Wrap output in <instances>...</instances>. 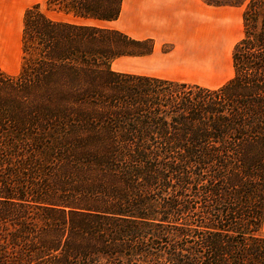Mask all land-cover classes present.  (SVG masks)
<instances>
[{
    "label": "trees",
    "instance_id": "trees-1",
    "mask_svg": "<svg viewBox=\"0 0 264 264\" xmlns=\"http://www.w3.org/2000/svg\"><path fill=\"white\" fill-rule=\"evenodd\" d=\"M121 1L23 12L19 69L0 68V264H264V0H202L242 8L216 87L112 69L153 50L100 24Z\"/></svg>",
    "mask_w": 264,
    "mask_h": 264
},
{
    "label": "crops",
    "instance_id": "crops-1",
    "mask_svg": "<svg viewBox=\"0 0 264 264\" xmlns=\"http://www.w3.org/2000/svg\"><path fill=\"white\" fill-rule=\"evenodd\" d=\"M241 11V7L213 6L202 0H122L117 19L104 23L132 38L152 39L150 54L118 58L147 64L152 71L130 73L205 85L193 75L170 70L219 68L213 56L218 50H224L228 61L230 46L236 41L231 36V20H242ZM195 46L210 47L211 56L196 55Z\"/></svg>",
    "mask_w": 264,
    "mask_h": 264
},
{
    "label": "rangeland",
    "instance_id": "rangeland-1",
    "mask_svg": "<svg viewBox=\"0 0 264 264\" xmlns=\"http://www.w3.org/2000/svg\"><path fill=\"white\" fill-rule=\"evenodd\" d=\"M34 3H39L42 9H45L46 7L45 0H0V46H1L0 68L6 72L16 73L19 69L20 61H21L22 15L24 10L28 6ZM49 14L55 19L81 22L80 20L74 19L73 17L70 16H65L55 13H49ZM100 24L104 26L110 25L108 23H100ZM230 31H231V36L233 35L237 41L242 36V31H243L242 20L239 19L236 21L231 20ZM232 48L233 45L230 46L228 61L226 59V54L224 50L222 51L218 50V53L213 54L214 59L217 61V65H219V68L198 69V70L182 68L178 70H170V72L176 74H181V73L190 74L197 78L195 81L203 83L206 86H210V87L219 86L224 82H226L233 75L234 70H233V64L231 58ZM163 49H166V47H164ZM193 49L195 50L196 55L198 56H202V57L211 56V54L209 53L211 51L210 47L195 46ZM146 66L148 65L143 63L129 62V60H127L126 58L115 60L111 64L112 69L122 72L151 73L152 71L146 68ZM219 73L223 74V76Z\"/></svg>",
    "mask_w": 264,
    "mask_h": 264
},
{
    "label": "bare ground",
    "instance_id": "bare-ground-1",
    "mask_svg": "<svg viewBox=\"0 0 264 264\" xmlns=\"http://www.w3.org/2000/svg\"><path fill=\"white\" fill-rule=\"evenodd\" d=\"M1 47V46H0ZM14 50V49H13ZM5 51V50H4ZM15 54V53H14ZM2 57V56H1ZM15 57H16V55H15ZM6 60V59H5ZM1 61V60H0ZM4 61V60H3ZM3 61H2V63H3ZM12 64V63H11ZM10 65V64H9ZM8 66V65H7ZM6 66V67H7ZM12 68V67H11ZM221 74V73H220ZM222 76H223V74H221ZM219 76V75H218ZM217 78V77H216ZM223 78V77H222ZM219 79V78H218ZM220 80V79H219ZM218 82V81H217Z\"/></svg>",
    "mask_w": 264,
    "mask_h": 264
}]
</instances>
